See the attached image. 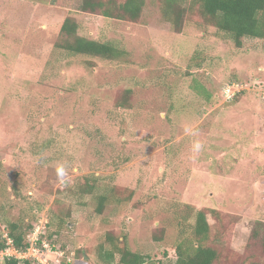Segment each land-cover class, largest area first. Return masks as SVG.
Listing matches in <instances>:
<instances>
[{"label":"rangeland","instance_id":"obj_1","mask_svg":"<svg viewBox=\"0 0 264 264\" xmlns=\"http://www.w3.org/2000/svg\"><path fill=\"white\" fill-rule=\"evenodd\" d=\"M49 1L0 0V239L10 224L25 241L39 228L62 264H104L110 238L169 264L191 248L202 210L214 264H264L249 241L264 221V41L236 48L196 11L176 33L160 0H145L136 22ZM66 17L126 55H68L56 47Z\"/></svg>","mask_w":264,"mask_h":264},{"label":"trees","instance_id":"obj_2","mask_svg":"<svg viewBox=\"0 0 264 264\" xmlns=\"http://www.w3.org/2000/svg\"><path fill=\"white\" fill-rule=\"evenodd\" d=\"M53 7L64 9L70 13L97 15L115 21L136 22L141 16L145 0H50ZM196 11L202 21L216 29L217 35L229 40L234 47L241 48L243 39H260L264 41V0H160V14L176 33L182 32L186 16ZM78 23L72 17H66L59 30V41L56 47L70 56H85L103 60H120L126 55L123 50L110 42H99L86 39L77 34ZM239 93V92H238ZM108 197H97L96 213L101 214ZM17 226L10 224L7 238L14 247L25 246L22 233L16 234ZM210 228L206 215L202 210L194 214L192 225V244L190 249L178 245L175 250V261L169 264H214L218 259L217 251L208 246ZM108 247H99V258L104 264H112L118 256L116 264H161L148 262L145 257L132 253L124 245L108 238ZM249 241L258 243L264 253V221L253 224ZM5 239H0V251L5 249ZM3 264H19L13 258H5ZM20 264H31L24 261ZM249 264H259L250 262Z\"/></svg>","mask_w":264,"mask_h":264},{"label":"built area","instance_id":"obj_3","mask_svg":"<svg viewBox=\"0 0 264 264\" xmlns=\"http://www.w3.org/2000/svg\"><path fill=\"white\" fill-rule=\"evenodd\" d=\"M223 93L229 100L235 95L236 90H232V87L227 85L223 88ZM43 233L44 231H40L39 228L33 229L21 249L14 247L12 240L6 237V247L0 251V257L13 258L19 264L24 261H29L31 264H62L60 258L63 256V251L54 242H47L42 237ZM50 255L54 256V259H48Z\"/></svg>","mask_w":264,"mask_h":264},{"label":"clouds","instance_id":"obj_4","mask_svg":"<svg viewBox=\"0 0 264 264\" xmlns=\"http://www.w3.org/2000/svg\"><path fill=\"white\" fill-rule=\"evenodd\" d=\"M202 149V144L199 141H195L193 144V150L195 152H200ZM68 164L67 162H58L57 167H56V175L57 179L60 183H66L67 181V176H68Z\"/></svg>","mask_w":264,"mask_h":264}]
</instances>
